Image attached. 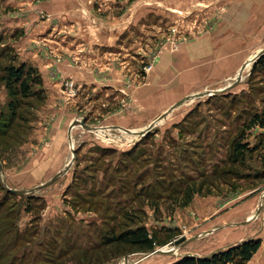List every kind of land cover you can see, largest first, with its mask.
I'll return each instance as SVG.
<instances>
[{
  "label": "rangeland",
  "instance_id": "obj_1",
  "mask_svg": "<svg viewBox=\"0 0 264 264\" xmlns=\"http://www.w3.org/2000/svg\"><path fill=\"white\" fill-rule=\"evenodd\" d=\"M54 2L0 0L3 262L172 264L260 238L246 264H264V0ZM237 210L253 222L221 230ZM137 226L173 254L105 244Z\"/></svg>",
  "mask_w": 264,
  "mask_h": 264
},
{
  "label": "trees",
  "instance_id": "obj_2",
  "mask_svg": "<svg viewBox=\"0 0 264 264\" xmlns=\"http://www.w3.org/2000/svg\"><path fill=\"white\" fill-rule=\"evenodd\" d=\"M256 66H264V55L257 59V61L254 63L253 69H255ZM6 71V80L18 83L20 90L26 94L29 87L27 78L32 77L29 75L30 71L28 70V72L25 73L23 66H20L19 68L9 66L6 68ZM245 148L246 145L242 144L240 141L235 143L234 150L240 151L244 150ZM6 193L12 194L13 192L6 189ZM105 244L124 245L140 250H153L156 246L155 238L152 237L150 233H148L144 226H137L131 229L128 228V230L123 231L119 235H112L110 238H105ZM260 244V238H250L243 240L242 242L233 245L226 250L213 253L211 256L196 257L187 255L181 257L172 264H246V262H248L258 251ZM0 264H5L1 258V255Z\"/></svg>",
  "mask_w": 264,
  "mask_h": 264
},
{
  "label": "water",
  "instance_id": "obj_3",
  "mask_svg": "<svg viewBox=\"0 0 264 264\" xmlns=\"http://www.w3.org/2000/svg\"><path fill=\"white\" fill-rule=\"evenodd\" d=\"M262 55H264V47L262 49H260L255 54V56L252 59H250V66L252 64H254L257 61V59L260 58ZM245 66H246V62H244L242 64V66L240 67L239 72H238V74H237V76H236V78L234 80V83H237L240 80L241 74L245 70ZM202 94L203 93H199V94H197L198 96H196V97L202 96ZM187 100H188V97H184V98L178 100L177 102L173 103L163 114H161L159 117H157L146 128H144V129H142L140 131L126 130V132L134 135L135 137L143 136L145 133L149 132L152 129V127L156 124L155 123L156 121H159L162 118H164L170 111H172L173 109L179 107L180 105H182L183 103H185ZM79 124L82 125L83 127L87 128V126H85V124H83L82 121H79V120H76V119L73 120L70 123V125L68 127V130H67L68 131L67 134H68V140H69V142L71 141V134L70 133H71L72 128L75 127L76 125H79ZM91 129H93V128H90L88 130H91ZM72 159H73V157L70 159V161L67 163V165L61 171H59L54 177H52L47 182H45L43 184H40V185H38L37 187H35L33 189H29V190H17V189H11L9 187H7L6 189L9 190V191L14 192L16 194H19V195H24V194L32 193L34 190H37V189H39L41 187H44V186H47V185L53 183L60 175H62L63 173H65L69 169L70 163L72 162ZM0 170H1V164H0ZM173 251H174L173 248L168 249V250L161 249V248H157V249L150 250V251H144L143 253H144V255H148V254H167L168 255V254H173ZM126 261H127V258H125L124 264L126 263Z\"/></svg>",
  "mask_w": 264,
  "mask_h": 264
},
{
  "label": "crops",
  "instance_id": "obj_4",
  "mask_svg": "<svg viewBox=\"0 0 264 264\" xmlns=\"http://www.w3.org/2000/svg\"><path fill=\"white\" fill-rule=\"evenodd\" d=\"M56 4H59V3H56ZM55 4V2H54V0H53V6H55L56 5ZM59 6H61L60 4H59ZM142 129H144V128H139V129H137V130H135V131H140V130H142ZM132 131H134V130H132ZM96 133L98 132V131H95ZM260 197L261 196H259V197H257V200L255 201V206H256V208H255V206H254V208H255V210L257 209V207L260 205L259 204V202H260ZM261 208H263V207H261ZM258 210L259 209H257V211L256 212H258ZM262 210V209H261ZM262 212L261 211H259V214H261ZM225 215H227V214H225ZM244 215V216H243ZM227 217H228V219H227ZM226 218L224 217V222H226V223H224L223 224V226L221 227V230H223V231H226L227 229H229V227H235L236 226V223H234V222H240L239 224H241V226H239V227H243L242 226V224H244L245 222H249L250 221V224L253 222H251V219H253V215H251V213L249 212H246V211H242V210H237L236 211V214H233V215H229V216H227ZM233 223V224H232ZM238 224V225H239ZM254 225V224H253ZM252 226V225H251ZM209 230H211V229H209ZM242 232H245L244 230H242ZM245 234H247V233H245ZM249 235V234H248ZM250 235H252V234H250ZM244 237H246V236H243V238ZM188 241H191V239L190 240H188Z\"/></svg>",
  "mask_w": 264,
  "mask_h": 264
},
{
  "label": "bare ground",
  "instance_id": "obj_5",
  "mask_svg": "<svg viewBox=\"0 0 264 264\" xmlns=\"http://www.w3.org/2000/svg\"><path fill=\"white\" fill-rule=\"evenodd\" d=\"M256 53H257V52H256ZM256 53H255V54H256ZM255 54H253L251 58H253V57L255 56ZM190 99H192V98H189V100H190ZM157 122H159V121H156L155 123H157ZM74 128H75V127H74ZM101 129H102V128H101ZM98 130H99V129H96L95 131H98ZM69 143H70V148H71V147L73 146L72 139H71V141H70ZM71 149H72V148H71ZM69 158H70V157H69Z\"/></svg>",
  "mask_w": 264,
  "mask_h": 264
}]
</instances>
